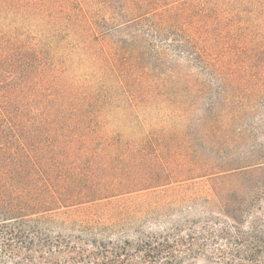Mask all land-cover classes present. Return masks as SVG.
<instances>
[{"label": "trees", "instance_id": "obj_1", "mask_svg": "<svg viewBox=\"0 0 264 264\" xmlns=\"http://www.w3.org/2000/svg\"><path fill=\"white\" fill-rule=\"evenodd\" d=\"M258 8L264 0H0V264H200L205 242L179 229L115 237L97 220L49 222L220 169L229 65L218 36H264ZM182 70L201 79L196 98L165 119L180 126L198 101L200 123L172 149L148 102Z\"/></svg>", "mask_w": 264, "mask_h": 264}, {"label": "rangeland", "instance_id": "obj_2", "mask_svg": "<svg viewBox=\"0 0 264 264\" xmlns=\"http://www.w3.org/2000/svg\"><path fill=\"white\" fill-rule=\"evenodd\" d=\"M255 18L264 22V9L258 8ZM218 41L229 65L220 76L229 94L219 103L223 138L229 146L225 159L218 161L220 169L215 168L213 175L71 208L52 217L49 224L55 231L72 228L76 219L100 221L115 237L179 229L185 239L198 236L205 242L200 264L264 261V36H218ZM176 76L179 80L160 87L159 96L148 102L161 111L158 121L171 126L172 149L182 148L178 139L190 140L200 123L198 101L191 105L195 115L181 119L180 126L165 119L166 112L189 106L187 95L193 101L201 81L189 70ZM224 106H229L227 113ZM179 162L172 157L170 167L175 169Z\"/></svg>", "mask_w": 264, "mask_h": 264}]
</instances>
